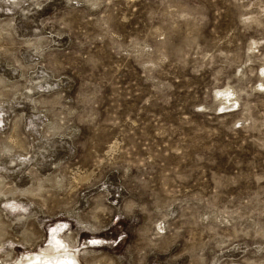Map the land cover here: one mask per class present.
I'll list each match as a JSON object with an SVG mask.
<instances>
[{
	"label": "rangeland",
	"instance_id": "1",
	"mask_svg": "<svg viewBox=\"0 0 264 264\" xmlns=\"http://www.w3.org/2000/svg\"><path fill=\"white\" fill-rule=\"evenodd\" d=\"M47 255L264 264V0H0V264Z\"/></svg>",
	"mask_w": 264,
	"mask_h": 264
},
{
	"label": "bare ground",
	"instance_id": "2",
	"mask_svg": "<svg viewBox=\"0 0 264 264\" xmlns=\"http://www.w3.org/2000/svg\"><path fill=\"white\" fill-rule=\"evenodd\" d=\"M52 255H47V257L38 258V264H44L45 262L49 261ZM66 260L69 262V264H77L70 256H66Z\"/></svg>",
	"mask_w": 264,
	"mask_h": 264
}]
</instances>
